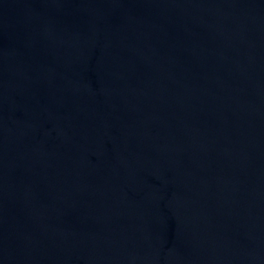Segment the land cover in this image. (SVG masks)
Instances as JSON below:
<instances>
[{
  "label": "water",
  "instance_id": "obj_1",
  "mask_svg": "<svg viewBox=\"0 0 264 264\" xmlns=\"http://www.w3.org/2000/svg\"><path fill=\"white\" fill-rule=\"evenodd\" d=\"M0 264H264V0H0Z\"/></svg>",
  "mask_w": 264,
  "mask_h": 264
}]
</instances>
